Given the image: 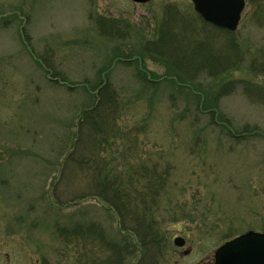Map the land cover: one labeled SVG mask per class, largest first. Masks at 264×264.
Returning <instances> with one entry per match:
<instances>
[{
	"label": "rangeland",
	"instance_id": "rangeland-1",
	"mask_svg": "<svg viewBox=\"0 0 264 264\" xmlns=\"http://www.w3.org/2000/svg\"><path fill=\"white\" fill-rule=\"evenodd\" d=\"M182 55L198 58L196 90L163 58ZM107 73L118 109L107 122L97 107L107 141L97 151L99 133L80 118L100 87L93 97L84 85ZM92 152L115 174H163L150 203L164 237L155 264L211 263L227 234L264 231V0H246L232 33L191 0H0V264H100L101 244L59 232L91 222L115 242L126 235L124 264H145L118 213L91 195Z\"/></svg>",
	"mask_w": 264,
	"mask_h": 264
},
{
	"label": "trees",
	"instance_id": "trees-1",
	"mask_svg": "<svg viewBox=\"0 0 264 264\" xmlns=\"http://www.w3.org/2000/svg\"><path fill=\"white\" fill-rule=\"evenodd\" d=\"M163 37L164 33L159 37L158 41L162 40L163 43ZM24 38L28 42L29 38L25 33ZM158 43L159 42H156L155 45ZM158 45H160V43ZM157 51L160 54L166 53L160 51V48H157ZM163 58L165 59V62L168 63V67L171 69L170 71L173 74L177 75L179 79L189 81V83L192 81L194 82L201 73L189 71V65L191 63H196L199 67H201L199 65L200 63L198 58L196 59L183 55L180 56L179 59L178 57L176 59H174V57ZM190 59H192L193 62L190 61ZM40 61L41 63H44L43 65L45 66L46 72L48 74L57 78V81H65L62 76H58L56 71L54 72L50 66H47V63L43 61V58H41ZM135 61H139L138 58H136ZM184 73L189 76L182 78V74ZM209 74L212 73L209 72ZM102 77L99 80L98 85L93 88L89 86V84L84 85V87L93 97V91H95L94 89H98L100 87V91L97 94L99 95V100L95 106L92 105L93 108H90L92 107L90 106L87 107V109H84L83 116L80 118L81 124H85L87 121V124H90V127L96 133H99L96 134L98 137L94 138L93 140L97 151L102 149V145H105L107 142L106 135L104 133L106 122L102 124L103 127L99 125L98 121L100 120L98 117L99 113H97V107L102 105L103 113L107 111V122L109 121L110 116L116 113L118 109L116 91L111 89V84L108 82V75L106 74L103 79ZM144 77V79L147 81L145 82L146 85H152V87H155L156 82H153L149 76L144 75ZM223 92L224 91L221 93ZM98 153H91L93 158L91 159L88 167L84 168V171H87L89 178L94 182L95 186V191L92 194L89 190L90 194L102 197L107 203H109L110 207H113L119 215L121 230L127 231L129 234H133L137 238L145 257L140 262H144L145 260V264H155L154 259L157 255L155 251L160 249L159 247L161 246L160 244L161 241L164 240V237L163 234H161L160 226L156 217L154 216V210L152 209L150 203L157 197V195L160 193V190L163 188V174H159L160 172L155 166H152L151 168L139 167L135 169H132V166H130L128 169L129 171L122 169L121 172H117L115 174L113 172V168H107L104 162L103 165L101 162V166H99V159L97 160V157L99 156ZM134 178H136L135 181ZM155 179H158V182H155ZM139 183H144L140 189L136 186V184ZM133 191L136 193H132ZM59 232L63 239L76 238L80 241L81 239H86L87 237L93 243H97L98 245L101 244L108 251L105 259L102 260V264H124L127 255L132 251L130 242L128 239H124L126 235H124L121 240L118 239L116 242L114 240H110L105 235L104 230L94 222H91L85 227V229H83V227L80 225L73 229L62 226L59 228ZM146 257H149V259L146 260ZM151 257H154V259L151 260Z\"/></svg>",
	"mask_w": 264,
	"mask_h": 264
},
{
	"label": "water",
	"instance_id": "water-1",
	"mask_svg": "<svg viewBox=\"0 0 264 264\" xmlns=\"http://www.w3.org/2000/svg\"><path fill=\"white\" fill-rule=\"evenodd\" d=\"M144 3L149 0H134ZM195 9L215 25L234 30L241 18L245 0H192ZM177 244L184 240L175 239ZM213 264H264V232L248 231L221 245Z\"/></svg>",
	"mask_w": 264,
	"mask_h": 264
}]
</instances>
